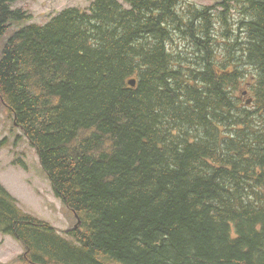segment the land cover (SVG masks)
<instances>
[{
  "label": "trees",
  "instance_id": "obj_1",
  "mask_svg": "<svg viewBox=\"0 0 264 264\" xmlns=\"http://www.w3.org/2000/svg\"><path fill=\"white\" fill-rule=\"evenodd\" d=\"M16 2L0 0V97L80 219L69 239L0 182L23 260L264 264V0L216 2L235 9L217 31L214 5L185 0H94L45 24Z\"/></svg>",
  "mask_w": 264,
  "mask_h": 264
},
{
  "label": "rangeland",
  "instance_id": "obj_2",
  "mask_svg": "<svg viewBox=\"0 0 264 264\" xmlns=\"http://www.w3.org/2000/svg\"><path fill=\"white\" fill-rule=\"evenodd\" d=\"M94 0H19L14 8H20L32 13L25 23L45 24L52 17L69 7L89 8ZM199 7L210 6L216 0H187ZM214 16L220 12L214 8ZM15 25L6 34L17 27ZM180 41V40H178ZM181 48H186L183 41ZM0 97V180L18 200L22 211L30 212L53 224L61 231L68 233L77 226V217L55 194L48 174L39 164L36 152L30 147L23 131L15 125L9 110L4 107ZM21 134V135H20ZM20 160L27 162L21 166ZM2 212V209H1ZM1 216V214H0ZM0 228V264H29L23 260L25 248L22 242L6 234ZM74 240L73 237L63 234Z\"/></svg>",
  "mask_w": 264,
  "mask_h": 264
},
{
  "label": "bare ground",
  "instance_id": "obj_3",
  "mask_svg": "<svg viewBox=\"0 0 264 264\" xmlns=\"http://www.w3.org/2000/svg\"><path fill=\"white\" fill-rule=\"evenodd\" d=\"M178 7H179V6H178ZM191 10H192V9H191ZM160 11H161V10H160ZM193 40H194V39H193ZM165 41H166V40H165ZM169 50H170V49H169ZM171 55H172V54H171ZM169 57H170V56H169ZM173 57H174V56H173ZM175 62H176V61H175ZM187 63H188V62H187ZM187 68H188V67H187ZM216 70H217V69H216ZM202 71H203V70H202ZM194 75H195V74H194ZM187 78H188V77H187ZM179 96H180V95H179ZM182 103H183V102H182ZM188 105H189V104H188ZM191 106H192V105H191ZM225 107H226V106H225ZM228 107H229V106H228ZM244 108H245V107H244ZM211 109H212V108H211ZM228 112H229V111H228ZM237 115H238V114H237ZM210 116H211V115H210ZM211 117H212V116H211ZM261 117H262V116H261ZM219 119H221V118H219ZM235 119H236V118H235ZM245 119H246V117H245ZM247 119H248V118H247ZM249 119H251V118H249ZM240 120H241V119H240ZM243 120H244V119H243ZM229 121H230V120H229ZM236 121H237V120H236ZM238 122H239V121H238ZM249 122H250V121H249ZM249 122H248V123H249ZM199 124H200V123H199ZM220 124H221V122H220ZM231 124H232V123H231ZM259 124H260V123H259ZM233 125H234V124H233ZM251 125H252V124H251ZM221 132H222V131H221ZM187 133H188V132H187ZM258 133H259V132H258ZM190 134H191V133H190ZM253 134H254V133H253ZM20 135H21V134H20ZM245 136H246V135H245ZM250 136H251V135H250ZM257 137H258V136H257ZM262 137H263V136H262ZM262 137H261V138H262ZM241 138H242V137H241ZM241 138H240V139H241ZM244 138H245V137H244ZM252 138H253V137H252ZM252 138H251V139H252ZM205 139H206V138L204 137V140H205ZM219 139H220V138H219ZM222 140H223V139H222ZM259 140H260V139H259ZM259 140H258V141H259ZM263 141H264V140H263ZM255 142H256V141H255ZM255 142H254V143H255ZM242 143H243V142H242ZM248 143H249V142H248ZM258 143H259V142H258ZM256 144H257V143H256ZM254 145H255V144H254ZM251 146L253 147V145H251ZM240 147H241V146H240ZM219 148H220V147H219ZM227 148H228V147H227ZM216 156H217V155H216ZM235 156H237V155H235ZM219 157H220V156H219ZM232 157H233V156H232ZM225 163H226V162H225ZM41 167H42V166H41Z\"/></svg>",
  "mask_w": 264,
  "mask_h": 264
},
{
  "label": "water",
  "instance_id": "obj_4",
  "mask_svg": "<svg viewBox=\"0 0 264 264\" xmlns=\"http://www.w3.org/2000/svg\"><path fill=\"white\" fill-rule=\"evenodd\" d=\"M130 83L132 84V85H136V80H130ZM251 100H248V102H250Z\"/></svg>",
  "mask_w": 264,
  "mask_h": 264
}]
</instances>
